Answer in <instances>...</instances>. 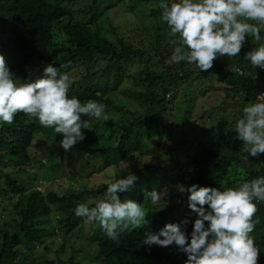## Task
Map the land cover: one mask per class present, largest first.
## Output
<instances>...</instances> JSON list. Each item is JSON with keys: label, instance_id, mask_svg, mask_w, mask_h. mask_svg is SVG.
<instances>
[{"label": "trees", "instance_id": "trees-1", "mask_svg": "<svg viewBox=\"0 0 264 264\" xmlns=\"http://www.w3.org/2000/svg\"><path fill=\"white\" fill-rule=\"evenodd\" d=\"M73 1L0 0V54L5 57L17 83L28 79L29 70L41 74L48 63L59 66L71 62L66 71L78 69L75 78L78 76L79 79L72 82L69 98L74 96L82 104L88 100L102 103L106 106L105 115L117 117H108L107 121L90 119L88 129H82L86 138L70 151L59 146L62 134L43 127L36 117L19 112L11 125L0 122V193L4 197L0 200V264H185L186 255L174 245L149 249L143 241L145 233H156L167 223L179 222L188 216H191V222L186 232L190 237L195 214L188 207L183 213L173 214L177 206L187 204V194L176 193L179 202L166 206L165 201L152 204L146 194L153 188L160 191L167 184L185 188L198 184L225 190L264 176V171H259V160H264V154L259 158L251 157L243 142L233 139L237 133L227 131V121L219 126L209 123L202 127L195 137V149L175 153L170 149L168 163H149L135 170L119 171L109 182L134 174L138 177L135 185L141 183L146 189L142 202L148 224L125 232L117 243L106 236L98 223L88 239L92 258H76L79 252L63 257L61 253H67L66 245L72 235L81 229L84 236L85 218L75 215L77 204L87 203L94 207L98 202H94L95 197L104 199L109 183L88 187L83 179L92 174L89 167L97 166L103 170L119 165L137 153L150 154L148 146L151 143L161 144L154 138H162L173 128L165 123L159 124L165 116L172 114L178 127L191 123L198 100L200 103V98L211 89L212 85L203 81L209 74L226 84L224 103L209 106L210 115H216L218 107L234 101L249 105L260 102L257 96L264 90V69L254 68L245 58L250 51L245 46L235 57L216 59L213 68L207 72L186 61L166 63L175 48L181 46L179 35H169L167 23L158 21L152 26L155 29L152 42L140 47L129 37L116 33L107 11L93 13L99 9L102 0H91L90 4L80 8H73ZM128 1L122 0L119 5L127 4L125 8L134 11L140 2L152 0ZM167 2L171 4L174 0ZM76 14L80 18L92 14V18L79 20ZM154 15L161 17L162 9L154 10ZM110 32L115 38H110ZM135 60L144 61L138 78H135L133 69L131 71L134 65L130 64ZM255 73L259 75L253 79ZM125 79H132V85L125 87L128 82ZM117 88L126 93L141 112L128 107L130 105L115 103ZM172 92H179L184 97L175 99L174 95L175 101L167 102L170 100L167 95ZM172 103L177 106L175 112L169 106ZM122 110L121 115L117 113ZM229 117L237 118L231 111ZM154 132H157L156 136ZM212 132L215 135H211ZM38 140L50 143L47 151L49 164L45 160L47 155L39 159L38 164L34 162L38 156L32 155L31 148ZM58 157L61 159L55 161ZM83 158L87 159V164H81ZM62 160L68 165L63 173ZM44 168L55 170L54 175L50 178L44 176ZM151 170H154L153 175L149 174ZM66 174L74 181L73 186H68L67 182V187L61 190V183L52 181ZM40 181L44 189H39ZM76 186L81 190L76 191ZM127 193L119 194L122 200ZM255 202L257 212L253 219L256 225L250 235L260 249L258 263L264 264V201ZM56 227L58 231H65L63 241L55 250L56 257L42 260L35 246L45 241L44 251L49 252L51 245L47 239L58 236ZM72 249L76 250L70 247ZM77 251L84 250L81 246Z\"/></svg>", "mask_w": 264, "mask_h": 264}, {"label": "clouds", "instance_id": "clouds-1", "mask_svg": "<svg viewBox=\"0 0 264 264\" xmlns=\"http://www.w3.org/2000/svg\"><path fill=\"white\" fill-rule=\"evenodd\" d=\"M158 6L169 35H179L181 45L166 63L186 61L207 72L218 57L239 55L249 37L262 39L264 0H174L171 4L161 0ZM245 58L254 68L264 69V43L247 52ZM70 64L48 63L41 74L29 70L28 79L17 83L0 54V122L11 125L16 114L23 112L62 134L58 143L65 151L83 141L86 137L82 129H88V121H107L108 116L102 103L88 100L82 104L74 96L69 98L72 80L62 70ZM257 99L260 102L244 107L243 117L236 123L237 136L233 137L242 141L247 153L255 158L264 154V93ZM85 116L88 119H82ZM137 180L131 174L109 182L104 199L94 207L78 203L75 215L99 223L106 236L119 243L125 232L148 224L143 206L131 199L122 200L119 195L132 191ZM176 187L187 194V207L196 216L190 237L186 232L191 222L188 216L167 223L156 233H145L144 245L149 249L174 245L186 255L185 264H258L260 249L250 234L256 225L255 201H264V176L225 190L198 184ZM80 190L76 186V191ZM146 195L152 204L167 203L169 191L167 187L162 191L153 188Z\"/></svg>", "mask_w": 264, "mask_h": 264}, {"label": "rangeland", "instance_id": "rangeland-1", "mask_svg": "<svg viewBox=\"0 0 264 264\" xmlns=\"http://www.w3.org/2000/svg\"><path fill=\"white\" fill-rule=\"evenodd\" d=\"M90 2L91 0H74L71 6L73 8H80V7L86 6L87 4H90ZM120 2L122 3V0H102L100 2L99 9H97V11L93 13L97 15L98 13L102 14L105 11H107L108 17L110 18V22L113 23V25L116 27V33L118 35L129 37L133 43L137 44L140 47H145L149 45L152 42L154 34H155V29H153L152 26L156 25L158 21L166 23L161 20V17L154 15V10H157L159 8L158 5L160 1L152 0L149 2H140L138 7L134 11L125 8L127 7V4L119 5ZM92 14H88L87 16H81V18L76 14V17L79 20L82 18H84L85 20H88L92 18L91 17ZM109 36L112 39L115 38L114 34H112L111 32L109 33ZM261 38H262L261 41H255L253 38L249 37L248 42L245 44V49L248 48L251 51L253 48L259 46L260 43H264V29L261 30ZM221 58L222 57H218L217 59H221ZM130 65H134L133 68H131V71L133 69V73H135V78H138L139 72L141 68L144 66V61L135 60ZM195 66H196L195 64H192V67H195ZM77 70L78 69L76 70L68 69L66 71V69H64L63 71L68 72L73 82L79 79L78 76L75 78V75H77V72H78ZM210 75L211 74L205 76V79L203 81L210 83V85H212L210 86L211 89L208 90V94H204L200 98V103L198 100L196 107L193 109V111H195V115L193 119L191 120L192 121L191 123L189 122L186 126L181 125L178 127L175 125V118L171 116L172 114H170V116H168L167 118L165 116L163 120L159 122V124L165 123V125H169L170 127L173 126V128L167 130L166 134H164L162 138H156V137L154 138L155 141L158 140L161 144L158 145L155 142L151 143L148 146L150 154L146 153L142 155L140 153H137L136 155H132L126 158V160L122 161L119 165H114V166L111 165L108 168L103 169V170L102 169L99 170L97 166L95 168L89 167L92 171V174L89 177H87V179L85 178L83 179L84 181L87 182V186L88 187L98 186L104 182H109L111 179H114L118 175L119 171L123 172L128 169L135 170L136 168H140L143 165L149 164V163H155V164L168 163L170 159V154L168 151L170 149H172L174 153L178 151H185L186 149L191 150L192 147H194V144H196L195 137H197L198 136L197 134L203 130L202 127H205L209 123L212 126H219L223 122L227 121L228 123L226 125L228 126L227 131L236 133L235 131L236 123L240 118L243 117L244 107L249 106V104H244L242 101L239 102L240 104H238L237 101H234L232 104H227V105L218 107L217 109L219 113L217 112L216 115H213V114L210 115L209 112L207 111V108H209V106L213 104L214 105L216 104L218 106L224 103L222 98L224 95V89L226 87V84L224 82L219 81L216 78V76L213 77ZM257 75H259V73L258 74L255 73L253 76V79H255ZM125 80L128 81L127 83L124 84L125 87L132 85L130 83L132 82V79H125ZM194 83L196 84V81ZM262 91L263 90L259 91V94H261ZM209 94L210 96H208ZM174 95H175V99L179 98V96L184 97V95L180 94L179 92L178 93L172 92L167 95V98L170 100H166V101L167 102L173 101ZM114 98H115L114 99L115 103L130 105L128 107H131L132 109L137 110V112H141V110L138 109L140 107H138L132 101H130L128 95L126 93H123L118 88L116 89ZM173 105L174 103H172L169 106H171V109H173L175 112V109L177 106H173ZM230 111L237 118L229 117ZM122 112L123 110L118 111L117 113L121 115ZM106 115L111 118L112 116H114L112 114H106ZM211 116H214L215 119L213 120L210 119ZM114 117L116 118L117 115H115ZM193 123H197V124H193ZM181 130L183 132H180ZM156 134L157 132H154V136H156ZM211 135H215V132H212ZM154 143L155 145H153ZM49 147H50V143L47 140H45V142L43 140H38L36 143L32 145V148H31L32 155L37 154L38 156V158L34 160L36 164H38L39 159H43L46 155L47 157H45V160L48 162V164L50 163L48 152H47ZM60 159L61 157H58L54 160L58 161ZM86 161L87 159L83 158V160H81V164H87ZM259 163H260L259 171L263 172L264 171V160L262 161L259 160ZM62 164H63L62 166V173H63L64 171L63 169H66L68 165L65 160H62ZM96 164H99V163H96ZM3 168L12 169L11 167H3ZM32 169L33 167L30 168L31 171ZM44 170L45 172H43L42 174L46 177L48 176L49 178L55 173V170H51V169L46 170L45 168ZM153 171L154 170H151L150 171L151 173L149 174L153 175L154 174ZM53 182H60L61 190H63L67 187V182H68V186L70 185L72 187L73 185L71 183H73L74 181L71 179V176L69 177L66 174L65 176L54 178L52 183ZM60 183H57V186H59ZM150 184H153V182H150ZM166 187L168 188L169 196L167 197L168 202L165 204V206L173 204V203H177L178 197L176 196V193H178L179 191L177 190L176 185L167 184ZM39 189H44V187L41 185V181H40ZM162 190L163 189L161 188L160 191ZM146 192L147 191L144 188V186L141 183H139L135 185L132 191L124 195L123 200L131 199L141 204L144 207V203L142 202V199ZM2 199H4V197L0 193V200ZM99 200H101V197L96 196L94 199V202L96 203ZM11 207H13V204H11ZM186 208H187V204L182 203L181 205L177 206L173 214L177 212L183 213L186 210ZM11 212L12 213L15 212L13 208L11 209ZM95 226H98L97 222L87 221V218H85L83 222L84 236L82 235V233H80L81 229L78 231L77 234H75L78 236L72 235V238L69 239L70 241L66 245L65 252L67 253L66 254L61 253V255L65 257L67 255L71 256L72 255L71 253L79 252L80 254H76V258L77 257L82 258L84 256H86L89 259L92 258V254L88 249L89 242H90L88 239L93 235V230ZM56 231H57L58 236L47 239V243L51 245V250L49 252L44 251V247L46 245L45 241L43 244L39 243V246H37V244L35 246L36 252L41 253L40 255H42L43 257L42 260H50L51 258L56 257L55 250L57 247H59L60 243L63 241L62 234H64L65 232V231H58L57 227H56ZM81 246L84 251H77ZM70 247L75 248L76 250L74 249L70 250Z\"/></svg>", "mask_w": 264, "mask_h": 264}, {"label": "built area", "instance_id": "built-area-1", "mask_svg": "<svg viewBox=\"0 0 264 264\" xmlns=\"http://www.w3.org/2000/svg\"><path fill=\"white\" fill-rule=\"evenodd\" d=\"M261 93H264V90Z\"/></svg>", "mask_w": 264, "mask_h": 264}]
</instances>
